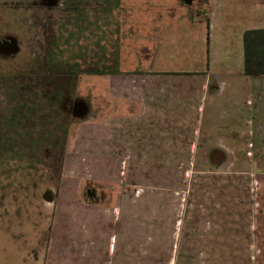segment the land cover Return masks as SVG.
I'll return each mask as SVG.
<instances>
[{"label":"rangeland","instance_id":"obj_1","mask_svg":"<svg viewBox=\"0 0 264 264\" xmlns=\"http://www.w3.org/2000/svg\"><path fill=\"white\" fill-rule=\"evenodd\" d=\"M188 1L0 0V264H264V90L199 100Z\"/></svg>","mask_w":264,"mask_h":264},{"label":"crops","instance_id":"obj_2","mask_svg":"<svg viewBox=\"0 0 264 264\" xmlns=\"http://www.w3.org/2000/svg\"><path fill=\"white\" fill-rule=\"evenodd\" d=\"M206 1L208 2L206 20L208 46L202 78L206 84L203 83L204 87L201 89L199 100L207 99L213 86L218 91L221 87L220 91L223 94L227 88L236 89L238 87L251 92L252 95H254V90L261 93L264 90V76L243 74V34L249 30L264 29V0ZM212 80L218 82H212ZM159 94L162 95L161 89ZM200 105L196 108L197 115L203 111ZM128 252L130 250L126 248L85 251L86 255L92 257L87 261L95 262V264H131L130 258L125 259ZM81 258L80 262L84 263V258Z\"/></svg>","mask_w":264,"mask_h":264},{"label":"trees","instance_id":"obj_3","mask_svg":"<svg viewBox=\"0 0 264 264\" xmlns=\"http://www.w3.org/2000/svg\"><path fill=\"white\" fill-rule=\"evenodd\" d=\"M243 74L264 76V29L249 30L243 34Z\"/></svg>","mask_w":264,"mask_h":264},{"label":"flooded vegetation","instance_id":"obj_4","mask_svg":"<svg viewBox=\"0 0 264 264\" xmlns=\"http://www.w3.org/2000/svg\"><path fill=\"white\" fill-rule=\"evenodd\" d=\"M4 44H8V41H3Z\"/></svg>","mask_w":264,"mask_h":264},{"label":"water","instance_id":"obj_5","mask_svg":"<svg viewBox=\"0 0 264 264\" xmlns=\"http://www.w3.org/2000/svg\"><path fill=\"white\" fill-rule=\"evenodd\" d=\"M183 1H186V3H189V1H188V0H183Z\"/></svg>","mask_w":264,"mask_h":264}]
</instances>
